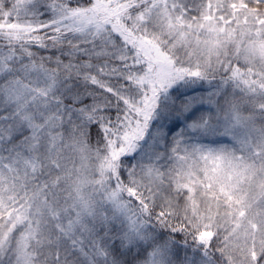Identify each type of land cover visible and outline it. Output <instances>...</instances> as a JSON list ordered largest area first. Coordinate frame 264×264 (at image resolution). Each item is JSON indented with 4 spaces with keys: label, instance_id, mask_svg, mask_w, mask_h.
I'll list each match as a JSON object with an SVG mask.
<instances>
[{
    "label": "snow or ice",
    "instance_id": "snow-or-ice-1",
    "mask_svg": "<svg viewBox=\"0 0 264 264\" xmlns=\"http://www.w3.org/2000/svg\"><path fill=\"white\" fill-rule=\"evenodd\" d=\"M0 264H264V0H0Z\"/></svg>",
    "mask_w": 264,
    "mask_h": 264
}]
</instances>
